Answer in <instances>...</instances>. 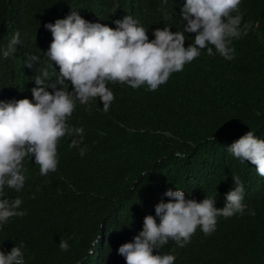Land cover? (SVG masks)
I'll list each match as a JSON object with an SVG mask.
<instances>
[{"label":"trees","instance_id":"obj_1","mask_svg":"<svg viewBox=\"0 0 264 264\" xmlns=\"http://www.w3.org/2000/svg\"><path fill=\"white\" fill-rule=\"evenodd\" d=\"M185 2L0 0V47L16 31L22 41L15 54H0V100L32 99L38 69L49 63L44 53L53 37L45 23L76 10L115 29L116 20L131 15L151 40L156 28L182 31ZM238 11L246 34L232 42L234 59L205 52L156 91L109 82L114 100L107 111L99 97L77 103L69 122L84 129L80 147L69 146L79 137H62L55 172L41 176L34 157L26 159L22 191L5 189L8 198H21L26 214L0 230V250L23 242L26 264H126L119 246L138 234L145 215H155L167 189L180 188L197 201L216 197L222 208L238 177L244 215L220 216L212 234L198 227L184 247L170 240L160 252L173 253L174 264H264V177L227 152L249 130L264 139V0H242ZM193 37L186 33L185 47ZM28 55L40 57L32 69ZM54 67L50 83L59 72ZM61 240L69 244L66 252Z\"/></svg>","mask_w":264,"mask_h":264},{"label":"clouds","instance_id":"obj_2","mask_svg":"<svg viewBox=\"0 0 264 264\" xmlns=\"http://www.w3.org/2000/svg\"><path fill=\"white\" fill-rule=\"evenodd\" d=\"M167 3L161 0L162 5ZM241 3L242 0H186L180 13L182 31L156 28L151 40L131 15L116 20L115 29L88 21L76 10L54 23H45L53 37L44 53L49 63L38 69L32 99L0 100V230L12 217L26 214L20 207L21 198L10 199L5 194L6 188L17 193L24 188L26 159L34 157L39 174L47 176L57 170L58 142L62 137H79L73 138L69 146L80 147L84 129L69 122L77 103L88 105L99 97L107 111L114 100L113 91L106 86L109 82L156 91L171 74L182 71L205 52L208 56L218 53L226 60L234 59L232 42L246 34L238 11ZM186 33H194L187 47ZM21 44L20 32L16 31L6 48L0 47V54L7 58ZM39 59L28 55L25 65L32 69ZM54 64L59 66V72L56 82L50 83L49 68ZM50 87L52 92L48 91ZM85 151L80 148V155L84 156ZM227 152L241 163L251 162L257 174L264 177V139L253 131L228 145ZM232 178L235 187L225 193L222 208L216 207V197L206 195L197 201L186 197L180 188L167 189L163 195L168 199L155 205V215L143 217L142 229L119 246L118 254L126 264H174L173 253L160 252L170 240L184 247L198 227L210 235L216 231L218 217L245 214L244 185L238 177ZM59 247L66 252L67 240H61ZM0 264H26L25 244H16L8 252L0 250Z\"/></svg>","mask_w":264,"mask_h":264}]
</instances>
